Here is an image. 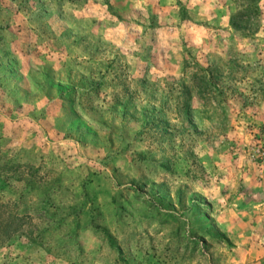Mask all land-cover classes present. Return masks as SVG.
<instances>
[{
    "label": "rangeland",
    "instance_id": "rangeland-1",
    "mask_svg": "<svg viewBox=\"0 0 264 264\" xmlns=\"http://www.w3.org/2000/svg\"><path fill=\"white\" fill-rule=\"evenodd\" d=\"M0 264H264V0H0Z\"/></svg>",
    "mask_w": 264,
    "mask_h": 264
},
{
    "label": "trees",
    "instance_id": "trees-1",
    "mask_svg": "<svg viewBox=\"0 0 264 264\" xmlns=\"http://www.w3.org/2000/svg\"><path fill=\"white\" fill-rule=\"evenodd\" d=\"M251 9H243L242 11H239L237 14H235L232 18V24L236 28H240L241 24H243L245 21L251 20ZM206 69H203V72H196L194 73V83L192 86H195L200 89V92H208L210 88V82L211 78H209V75L205 71ZM17 218V215L15 216Z\"/></svg>",
    "mask_w": 264,
    "mask_h": 264
}]
</instances>
